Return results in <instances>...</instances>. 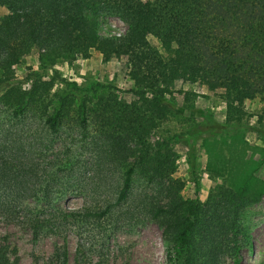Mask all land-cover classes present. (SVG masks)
<instances>
[{
    "label": "trees",
    "instance_id": "1",
    "mask_svg": "<svg viewBox=\"0 0 264 264\" xmlns=\"http://www.w3.org/2000/svg\"><path fill=\"white\" fill-rule=\"evenodd\" d=\"M0 8L1 84L14 79V66L25 49L40 45L46 51L41 56L48 60L84 55L90 48L99 51L103 60L128 56L137 87L133 92L161 119L173 111L174 104L166 95L174 81L220 89L225 121L191 109L188 114L198 115L200 121L193 120L180 135L193 175L197 141L239 122L246 114V100L260 102L256 123L264 124V0H0ZM107 16L126 23L123 35L100 34ZM149 36L158 41L159 48L150 44ZM73 90L47 98L44 86L34 83L31 88L12 85L0 92V222L28 230L37 240L60 233L64 222L73 221L84 237L77 242L72 263L65 242L54 248L48 264H107L93 259L92 223L93 231H102L105 222L115 226L132 215L125 205L138 173L151 192L134 208L145 211L184 250L182 264H216L223 252L221 235L240 231L237 204L245 199L244 189L240 194L223 191L222 207H227L229 217L223 222L219 200L204 207L197 199L180 194L182 184L172 177L173 150L164 143L155 148L145 144L144 136L155 126L153 120L142 121L135 107L123 109L125 113L116 106L109 108L110 114L99 110L95 116L99 128L92 142V108L82 91ZM146 93L149 98H144ZM30 119L41 127L35 143L28 141ZM67 122L79 126L83 138L98 148L99 161L119 168L120 183L113 201L81 210L63 209L56 203L65 191L63 185L72 181L61 177L62 173L69 176L78 162L72 154L60 158L56 142L48 137L58 134ZM256 132L264 137V131ZM29 200L38 206H30ZM19 261L16 245L1 237L0 264Z\"/></svg>",
    "mask_w": 264,
    "mask_h": 264
},
{
    "label": "rangeland",
    "instance_id": "2",
    "mask_svg": "<svg viewBox=\"0 0 264 264\" xmlns=\"http://www.w3.org/2000/svg\"><path fill=\"white\" fill-rule=\"evenodd\" d=\"M2 14L3 9L0 8V16ZM126 27L119 17L107 16L99 31L103 36L123 35ZM148 40L159 48L154 37L149 36ZM44 51L40 45H30L25 49L19 63L14 66V79L0 83V92L12 85L31 88L38 83L44 86L47 98H53L69 89L74 88L76 93L79 89L92 108V142L95 130L99 128L95 118L99 116V110L105 109L110 114L109 108L115 109V106L123 113V109L137 108L142 121L150 119L155 125L144 136L145 144L155 148V144L164 143L176 154L172 177L182 184L180 194L183 198L197 199L204 207L210 206L213 199L219 200L221 220L227 223L229 217L226 215L227 207H222L225 205L222 193L226 189V192L231 190L240 194L244 189L245 199L237 204L240 231L221 235L223 252L216 264H264V137L256 132L257 129L263 132L264 124L256 123L261 111L257 99L245 101V116L231 124L227 131L197 141V166L193 175L180 135L193 120L200 121L198 115L188 114L191 109L206 111L216 121H225V102L220 89L209 90L202 83L183 79L174 81L172 91L166 95L174 104L173 111L161 119L149 110L143 97L133 92L137 87L131 76L132 64L128 56L113 55L103 60L99 51L90 48L84 55L52 56L48 53L54 57L48 60L41 56ZM145 97L150 95L146 93ZM74 105L72 112L75 111ZM26 125L29 127L28 141L37 142L41 131L39 122L30 119ZM48 138L56 142L60 158L72 154L78 162L69 176L61 175L72 181L69 186L63 185L65 191L56 199L58 205L63 209L81 210L90 204L103 206L107 200L115 199L120 183L119 168L99 161L98 148L90 144L89 138H83L79 126L67 122L58 134ZM141 177L138 173L134 176L132 196L125 205L132 215L115 226L105 222L107 224L102 231H93L95 225L92 223L93 259L107 264H182L184 250L171 242L164 227L145 211L134 208L145 193L151 192ZM28 204L38 206L35 200H29ZM1 237H7L16 245L19 264H48L54 248L65 242L72 263L77 242L84 236L75 222L68 221L64 222L60 233L45 234L37 240L28 230L0 222Z\"/></svg>",
    "mask_w": 264,
    "mask_h": 264
}]
</instances>
